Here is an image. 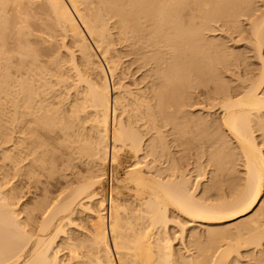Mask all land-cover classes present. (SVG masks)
Segmentation results:
<instances>
[{"label": "bare ground", "instance_id": "1", "mask_svg": "<svg viewBox=\"0 0 264 264\" xmlns=\"http://www.w3.org/2000/svg\"><path fill=\"white\" fill-rule=\"evenodd\" d=\"M254 5L0 0L1 167L18 177L53 176L59 148L65 171L88 165L56 199L45 194L27 204L26 217L16 188L5 189L11 180L0 177V264H69L59 256L60 236L75 264H240L242 251L264 245V150L256 134L264 136V10L248 29L238 25ZM218 21L245 32L260 62L236 87L220 75L239 53L212 36ZM58 35L68 39V56L42 59L44 44ZM126 42L130 51L120 48ZM131 52L149 66L143 87L125 60ZM214 84L208 113L197 112L194 95ZM43 95L58 105L41 107ZM40 128L51 134L48 143ZM172 143L207 159L194 163ZM145 149L160 159L145 163ZM239 158L245 173L237 178ZM224 184L227 190L212 192ZM78 215L89 217V227L73 241L66 228ZM171 226L180 231L178 248ZM255 260L264 264V250Z\"/></svg>", "mask_w": 264, "mask_h": 264}, {"label": "rangeland", "instance_id": "2", "mask_svg": "<svg viewBox=\"0 0 264 264\" xmlns=\"http://www.w3.org/2000/svg\"><path fill=\"white\" fill-rule=\"evenodd\" d=\"M264 6V0H255L254 11L255 14L251 17L249 16H242L239 18L238 25L241 27L242 30H246L250 27L253 20L257 18L258 15L264 10L261 8ZM112 20L111 22H113ZM241 29H235L230 24H225L222 21L216 22L215 30L212 32V36H214L224 48L230 54L239 53L238 60H231L228 62V66L224 67V65L220 66L221 69V77L222 81L228 83L230 86L236 87L241 83L242 80L246 79L252 72L260 69V62L257 59L256 49L252 42H250L245 34L242 32ZM68 39L62 38L58 35L55 38V43L49 45L48 43L44 44V56L42 59L48 60L52 54L60 53L62 56H68ZM63 45V46H62ZM120 48L123 51H130L131 46L126 42L120 45ZM139 56L135 53H130L125 57L127 62H132V68L135 72L134 77L138 79L141 83L140 85L143 87L148 83L147 78H145L146 72L149 70V66L143 64L141 60L138 59ZM69 59V57H68ZM219 82V81H217ZM216 82V83H217ZM215 83V84H216ZM214 85H212L209 89L202 87L197 91L194 95L196 101L200 100L201 104L195 106V110L201 114H207L208 108L204 107L207 105V99L209 97V92L213 94L214 92ZM149 92V90H148ZM41 107L47 108L49 103L52 105H58L57 101L53 98L50 99L49 96L43 95L41 97ZM55 107V106H54ZM219 111H217L218 113ZM258 141L264 150V136L262 131L256 132ZM39 136L40 139L46 143H48L51 134L45 130L44 128L39 129ZM151 134H145V142L149 141ZM171 138V137H170ZM172 145V151L176 152L180 150L183 156L188 157L192 162H205L207 156H203L199 149L196 147H191L189 145H182L180 147H176L175 144ZM146 149L142 152L144 155L143 161L145 163L153 164L160 159V155H147ZM66 150L64 148H59L57 155L58 160L56 161V172L55 175H50L46 171L39 172L36 176H23L18 177L14 174V169L11 166H7L2 168L3 160L2 155L0 154V177L7 175L8 180H11L5 186V189L10 191L13 187L16 188V201L18 203V208L21 213L22 217H26L25 207L27 204L35 202L39 198H43L46 194L48 199H56V197L60 194V192L66 187L67 182L69 179L76 178V172L81 171L83 174L87 173L88 165L82 162L76 163V169L65 171V164L67 157H65ZM166 160L167 157H164ZM193 166V165H192ZM191 166V167H192ZM236 169L237 175L236 177L243 176L245 173L244 162L239 158L236 162ZM208 178H199L201 185L199 187L198 193H203L205 183L207 182ZM227 186L224 184L222 185L221 189H215L212 192L215 193H222L223 190H227ZM229 191V190H228ZM257 209L254 210L250 215L240 218L236 221L231 222L227 227L228 229H234L239 224L249 220L256 213ZM188 227H191L193 224L184 222ZM89 227V217L87 215H78L72 225L67 226V230L69 231L70 237L73 241H77L78 239L82 238L86 233V228ZM172 239L174 240V245L176 248L181 246V240L179 238L180 231L175 227L171 226L170 230ZM65 237L60 236L57 238L58 248L60 249V259L65 262H69V264H75V262L71 259V250L67 243V240L64 239ZM261 250H264V245L259 249L252 248L251 251L247 252L246 250L242 251V257L240 259V264H257L255 260L256 255H258Z\"/></svg>", "mask_w": 264, "mask_h": 264}]
</instances>
